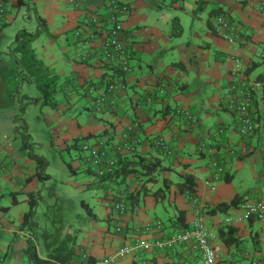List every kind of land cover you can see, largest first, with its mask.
I'll use <instances>...</instances> for the list:
<instances>
[{"label":"crops","instance_id":"crops-1","mask_svg":"<svg viewBox=\"0 0 264 264\" xmlns=\"http://www.w3.org/2000/svg\"><path fill=\"white\" fill-rule=\"evenodd\" d=\"M38 1V5L43 9L47 6L46 0ZM69 1L74 2L72 10H54V14L61 15L65 21H60L62 28H54L50 33L56 35L74 27L75 39L71 40L72 46L77 51L87 54V57L85 61L75 57L69 62L71 69L67 80L62 85L59 84L58 90L51 95L50 99L54 106L40 105L56 108V97L59 94L70 96L72 89L75 91L82 89L84 95L90 94L91 118H86L81 125L76 122L81 132L73 131L68 137L92 134L93 138H96L94 142L101 141L111 156L115 152V142L120 140L131 123H136V134L129 139V143L134 145L130 161H135L137 156L145 160L158 159V168L153 173V180L147 185L150 191L163 187L165 194L159 203L169 210L165 222H161L162 229L140 232L138 236L141 239L151 241L177 231L178 229L171 224V219L175 217L177 209H180L184 211L187 227L199 217L205 227L214 234L211 244L222 264H243L245 260L246 264H249L259 248L261 227L252 218L238 219L241 215L238 204L243 199L250 198L247 194L249 189L248 186L246 190L239 189L232 183L233 176L238 175L247 163L255 184L250 193L254 198L250 199L264 198V84L252 88L249 85L251 90L249 112L254 121V132L248 137L239 135L237 115L232 107H228L227 102L231 98L234 102H239L233 91L229 90L230 83L244 79L250 82L264 81V68L260 67L258 62V58L264 60V0H180L181 4L178 5L188 15L191 33L188 38L183 37L181 27L180 34L174 40L168 36L169 19L159 20L155 17L154 22L148 24V28L136 25L132 27L129 11L127 15L122 16L121 21L125 34L123 44L126 46L128 58L135 59L136 69L128 59L130 71L121 75L113 73L112 68L108 70L107 66H103L96 42V32L94 29L91 31L86 29L85 21L90 13L99 11L102 18L107 14V10L102 13V8L103 10L105 8L102 2ZM123 1H127L130 6L131 0ZM147 1L148 4L155 5L159 2ZM175 1L170 2L176 5ZM30 3L32 8L34 4L37 5L34 0H30ZM210 8H220L223 15L234 24L239 35L237 39L239 44L227 43L213 32L211 26H208L206 18ZM3 9L4 13L0 16V35L4 27L9 25L5 22L13 21V16L19 9V2L3 0ZM38 12L36 10V14L42 17V13ZM42 18L48 27L47 19ZM212 19L209 17L210 25ZM194 22L199 26L194 27ZM78 26L83 29L80 30ZM76 44L85 51L79 49ZM7 54H9L7 59L0 58V77L14 81L16 73H13L15 72L13 56L9 52ZM254 70L257 72L254 73ZM112 80L116 82L115 88L105 91L106 83ZM119 83L123 87H120ZM7 88L6 86L4 91L9 90L11 93L6 92L7 97L15 99L17 92ZM160 89H163L162 92H159ZM154 91L158 93L155 94ZM94 98L102 99L98 106H95ZM147 98L149 103L146 104ZM39 102L41 103V99ZM14 108L12 105L6 111L0 112V164L4 159L10 160L16 156L18 147L14 144L17 140L14 127L19 126L21 122L13 120ZM176 110L185 111L192 118L188 120L176 113ZM154 136L161 137L168 145L171 150L169 155H163L151 146L149 139ZM251 139H255L256 145L260 143L259 146L252 145ZM201 145L203 149L199 150L198 147ZM212 161L221 163L222 171L219 174L210 171ZM2 165L3 170L6 167L14 168V162L11 160ZM216 174L217 178L214 177ZM186 175L192 177V192H179L177 183L183 181ZM208 180L212 183L210 186L207 184ZM29 182L31 180L27 184ZM125 183L128 188L138 186L132 174L127 176ZM119 185L124 186L122 183L117 184V190ZM229 200H235L236 204L228 211L208 212L212 205ZM106 203L107 196L102 204L106 206ZM14 204L22 206L18 215L20 221L22 213L25 212L23 205L25 207L27 205L23 201ZM155 204L157 203L151 194L143 196L141 203L132 210L127 209L121 216L113 214L114 218L110 221L113 229L111 226L107 227L108 209L105 208L103 228L105 234L100 240L90 238L87 242L77 238L73 258H77L78 252L81 251L87 255L89 262H92L129 242L133 236L131 228L134 225L160 220L155 214L152 219L149 214L150 211L154 213ZM11 206L7 205L8 208L0 212L9 214ZM147 208L148 215L145 214ZM0 225L2 228L0 255L6 257V248L10 243L2 239L3 235L9 231L22 234L24 232L9 226L6 221L4 225L2 223ZM115 226L120 227L118 231L115 230ZM226 226L234 229L236 238L234 242L228 244L224 243L220 236V231ZM15 249L17 251V248ZM15 251L8 264H22L20 256ZM45 252L46 250L38 256H43ZM117 264H201V259L198 253L189 248V243H178L169 251L151 247L132 255H125L117 259Z\"/></svg>","mask_w":264,"mask_h":264},{"label":"rangeland","instance_id":"rangeland-1","mask_svg":"<svg viewBox=\"0 0 264 264\" xmlns=\"http://www.w3.org/2000/svg\"><path fill=\"white\" fill-rule=\"evenodd\" d=\"M15 1H19V9L16 15L13 16V21H6L9 25L4 27L0 35V58H8L7 55L9 54L7 53L9 52V47L13 44L12 40L14 39L15 32L26 30L28 33L36 34V37L29 44L30 48L33 49L35 54H39L38 58L44 59L43 64L55 75L56 84L62 85L67 80L71 69L69 62H72V59L77 57V49L72 46L73 43L71 42L75 37L73 36L75 28L66 29L64 32L56 33V35L50 32L54 28H62L60 21H65L61 15L54 14V10H72L74 2L69 0H46L47 6L44 7V10L38 5L39 1L34 0L37 5L34 4V9L31 10L30 0ZM121 1L128 4L127 1ZM170 1L159 0L158 5L148 4L147 0L129 1L130 6H128L132 27L136 25L148 28V24H152L155 17L159 18V20L166 18L169 19L167 24L169 25L168 36L171 40H174L176 36H171L170 33L174 31L173 26L175 24L173 25V20L176 18L177 23L183 27V37L188 38L191 33L188 15L185 11H182L183 9H180L178 5L181 4L180 0L175 1L176 5L171 4ZM36 10L37 12L39 11V14L42 13V17L47 19L48 27L45 26L46 28L44 29L47 31L40 29L36 32L38 28L37 21L34 18ZM105 10L108 12V8L106 7L104 10L102 8V13ZM92 14L90 13V15ZM90 15L87 16L85 24L86 29L88 28L91 31L97 27V24L92 21ZM160 24L163 25L164 22H160ZM103 25L109 26L110 23L105 20ZM193 26L198 27L199 25L197 22H194ZM78 28L80 30L83 29L79 26ZM76 46L82 49L78 44ZM83 50L85 51V49ZM77 52L80 53L81 51ZM77 58L79 59V57ZM128 59L129 63L136 69V65H134L136 63L135 59H130V57ZM85 60L86 58L83 59V61ZM258 62L260 63L259 66L264 68V60L258 58ZM129 63L127 64L130 67ZM14 67L15 72L13 71V73H16V79L14 81L1 79L0 77V112L6 111V109L13 105L15 107L14 113L16 114L18 102L21 103L24 101V95L31 99L25 104V108L22 114H20L22 119L18 120L24 123L21 131L27 137L15 140L14 144L18 147L16 156L10 159L14 162V168L6 167L3 170L2 164L9 162V159H4V162L0 164V205L11 206L10 192L15 190L19 191V193L15 194L17 199L24 197L22 192H31L38 196L33 217L34 226L36 227L35 252L37 255L52 247L65 233L74 232L75 240L78 238L83 242H87L90 238L100 240L105 234L103 228L105 226L106 206L102 204L105 202V198L102 197L104 193L102 188L94 185L93 180L95 177L93 173L86 170L87 167H92L85 159L87 151L81 150L79 146L81 142L91 144L96 138L90 136L85 139H80L78 141V147H74L71 145V138L68 137L73 131L81 132L77 128L76 122L81 125V123L86 121V118H91V108L89 107L92 97L90 94L84 95L82 89L75 91L70 88V93L72 92L70 96L59 94L56 97V108L42 106L39 102L41 99L39 92L32 84H26V82L20 81L15 63ZM253 72L256 73L257 71L254 70ZM6 86L8 87L7 89L11 88V91L17 92L14 96L15 99L11 100L10 97H7V91H4ZM7 93L11 94L9 90ZM142 95H144V91ZM173 123L175 124V122ZM22 140L28 145L31 154L45 159L46 163L43 167V173L48 175L47 178L39 180L35 177L28 184L24 182V178L34 173L35 162L27 156L24 151L25 148L20 149ZM251 140V144L256 145L255 139ZM259 144L257 143L256 146H259ZM66 163H69L71 168H68ZM209 168L210 171L217 172L215 165L210 164ZM253 181L254 178L251 169L246 163L242 170L238 172V175L233 176L232 184L234 187L245 190L248 186L249 190L247 194H249L250 198H254L253 194H250L252 186L255 185ZM210 183V181L207 183L208 186L212 184ZM117 184H113L114 187ZM120 188L121 185H119ZM21 207L19 204L13 203L9 214L0 212V223L4 225V221H6L9 226L18 229V215L20 214ZM26 209L27 207L23 205V211H26ZM148 212V208L145 209V214L148 215ZM153 212H149L152 219L156 215L162 223L165 222V218L169 215V210L163 207L161 203L155 204ZM254 226H257L256 222ZM24 234L9 231L3 235L2 239L9 242L10 245L6 248V257L0 255V264H8L11 262L12 257H14L12 255L16 250L15 248H17L15 252L20 256L21 263L27 264L26 257L22 253L26 239V235ZM242 263L246 264L247 262L245 260Z\"/></svg>","mask_w":264,"mask_h":264},{"label":"built area","instance_id":"built-area-1","mask_svg":"<svg viewBox=\"0 0 264 264\" xmlns=\"http://www.w3.org/2000/svg\"><path fill=\"white\" fill-rule=\"evenodd\" d=\"M103 7L108 8L107 14L102 18L100 17L99 11H94L90 16L92 21L97 24L94 31L96 32V42L99 49V56L102 63H115L117 67L124 73L129 72L130 67L127 64V49L123 44L125 37L121 17L129 11V6L120 0H100ZM174 1V0H173ZM3 0H0V16L2 15ZM110 23L109 26H104L105 22ZM215 33L217 36L224 39L229 44H239L237 39L239 38L238 32L235 29L234 24L224 15H220L216 18ZM77 57L83 60L87 57V54L77 53ZM238 66V64H236ZM260 81H248L247 79L240 80L235 83L229 84V90L233 91L235 97L239 99V102H234L233 98L228 99V107H232L237 115L238 133L241 137H248L254 132V121L251 118L249 112L250 104V93L249 85L255 87L262 85ZM116 82L110 81L106 85L105 91H110L115 88ZM120 87H123L119 83ZM101 98H94L93 102L95 106L101 103ZM149 103V99H146V104ZM176 113L181 114L186 119H191V115L182 110H176ZM175 113V114H176ZM136 123H131L126 132L122 135L120 140L114 145V151L122 152L133 151L134 145L130 144L128 138H133L136 134ZM150 144L154 149L162 151L163 154L169 155L171 153L168 145L159 136H154L150 139ZM80 149L87 151L86 161L93 168L96 175H103L110 172L114 167V160L107 153L108 150H101L102 142L96 141L91 144L87 142L80 143ZM199 150L203 149V145L198 147ZM212 165L216 166V170L219 174L222 171L221 165L217 161H212ZM218 174L214 177L217 178ZM117 212L118 216H121L125 211L124 203L122 200H110ZM115 201V202H114ZM238 208L241 215L238 219L247 220L252 218L260 224V238L259 248L256 255L249 261V264H264V198L263 199H243L239 204ZM116 231L119 230V226L114 227ZM160 229V222L153 221L152 223H144L142 225H134L131 228L132 238L129 242L124 243L117 247L112 253L104 256L98 260L90 261L87 255L83 252H78L77 258H71L66 264H117V259L125 255H132L141 250H147L151 247L160 249V251L172 250L178 243H189V248L194 252L198 253L201 259V264H222L217 255L214 246L211 244L214 234L209 231L207 227L202 223L199 217L195 218L191 226L184 230L174 232L163 238L158 237L157 239L147 241L141 239L138 234L140 232H149L150 230ZM1 231V225H0Z\"/></svg>","mask_w":264,"mask_h":264},{"label":"trees","instance_id":"trees-1","mask_svg":"<svg viewBox=\"0 0 264 264\" xmlns=\"http://www.w3.org/2000/svg\"><path fill=\"white\" fill-rule=\"evenodd\" d=\"M19 2V1H18ZM33 10V8H32ZM129 12V11H128ZM127 12V14H128ZM220 15H223V11H221L220 8H210L207 13L206 22L208 26L212 27L213 32L215 33V26H216V18ZM209 17H212L213 22L210 25ZM34 18L37 21L38 28L36 32H38L40 29L44 30L46 27L45 21L42 17L35 14ZM177 19L174 18L173 20V28L174 31L170 33L171 36H178L181 32V26L177 23ZM122 21V20H121ZM7 23V22H5ZM8 24V23H7ZM47 31V30H44ZM35 32V33H36ZM36 37V34L28 33L26 30H19L15 32L14 39L12 40V46L9 47V53L13 56V60L15 63V66L17 68V73L19 76L20 81L26 82V84H32L35 89L39 92L41 97V103L40 104H47L50 106H54V103L51 101V95L55 90H58V84L55 82V75H53L52 72L47 68L46 65L43 64L40 58L37 57V55L34 53L33 49L30 48L29 44L30 42ZM128 53V52H127ZM128 60V55H127ZM102 62V60H101ZM128 63V62H127ZM104 67L107 66V69L113 71V73L116 74H124L115 63H105L103 65ZM112 75V73H110ZM112 77V76H111ZM264 77V76H263ZM113 81V80H112ZM115 82V81H113ZM161 84V82H160ZM57 85V86H56ZM107 85V83H106ZM162 86V85H161ZM163 89H160L159 92H162ZM155 94H157V91H154ZM10 96V95H9ZM24 101L18 102V108L17 113L13 115V120H21L20 114H22L23 109L25 108V104L30 101L29 97L24 95ZM21 125V127H20ZM19 126H15L14 130H16V138L20 140V138L27 137L23 132L21 131L24 127V123L21 122ZM93 137L92 134H86L84 136H74L71 138V145L74 147H78V141L80 139H85L88 137ZM131 137L128 138V141ZM151 139V138H150ZM149 139V143H150ZM137 143L136 140L134 142ZM133 144V143H131ZM80 145V144H79ZM28 157L32 158L35 162V171L32 175L24 178V182L27 183L32 178L39 179H45L48 177L47 174L43 173V167L45 165V159L38 156H34L30 153V150L28 148V145H26L25 141L22 140V145H20V149H24ZM101 150H105V145L102 144ZM163 154L162 151H159ZM133 151H124V152H113V156L108 154L110 157L114 160V167L110 172H107V174L103 175H96L92 168L87 167L86 170L88 172L93 173L94 175V185L98 186L103 189V198H106L107 196V203H106V209H108L107 213V227H110V221L112 218H114L113 214L117 216V212L114 209L112 203H110L111 199L116 200H122L124 203V209L125 211L122 213V215L126 212V210H132L134 207L138 206L143 196L151 194L154 198V202L159 203L161 200H163L164 197V189L163 187H159L155 189L154 191H150L149 185L147 183L151 182L153 179V173L158 168V159H148L145 160L142 157H138L133 162L130 161V157L133 155ZM165 155V154H163ZM68 168H71L69 163H66ZM129 174H132L135 176L136 183L138 186L128 188L125 184V180L127 179V176ZM192 177L191 175H186L184 180L177 183V188L179 192H192ZM123 184L124 186L120 189L117 186L114 187L113 184ZM19 193V191H12L10 192L11 195V202L17 203L23 201L27 205V209L24 213L21 215V220L18 222V230L22 231L26 234L25 239V247L22 249L23 256L26 257V263L27 264H66L71 258H73V248L75 246V233H65L52 247L48 248L43 256H38L35 252V226L33 222V217L35 213V207L37 204V198L38 196L34 193L28 192L24 193V197L21 199H17L15 194ZM109 196V197H108ZM114 201V202H115ZM84 205V203H82ZM235 200H229L224 202H219L214 205H212L208 212H215V211H228L229 208L233 207L235 205ZM8 207H0V210H6ZM251 219V218H249ZM156 221V220H154ZM160 222V228L162 229V224L160 220H157ZM171 224L178 229L175 232L184 230L187 227L185 221H184V211L177 209L176 215L173 219H171ZM112 227V226H111ZM113 229V227H112ZM220 236L224 243L228 244L229 242H234L236 238H234V229L230 226L224 227L220 231Z\"/></svg>","mask_w":264,"mask_h":264}]
</instances>
